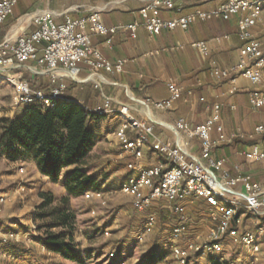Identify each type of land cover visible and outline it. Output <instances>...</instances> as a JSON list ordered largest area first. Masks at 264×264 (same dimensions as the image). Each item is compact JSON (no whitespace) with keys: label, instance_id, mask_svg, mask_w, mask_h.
<instances>
[{"label":"built area","instance_id":"built-area-1","mask_svg":"<svg viewBox=\"0 0 264 264\" xmlns=\"http://www.w3.org/2000/svg\"><path fill=\"white\" fill-rule=\"evenodd\" d=\"M18 2L19 0H0V34ZM157 9L180 11L176 0H149L139 9L137 19L126 25L115 26L106 25L98 10H91L78 17L65 13L61 22L57 21L51 11L39 12L32 17L35 29L31 33L20 35L14 40H0V78L13 85L14 100L18 106L54 107L58 101L67 99L65 77L81 81L79 76L82 65L89 71L86 80H94L98 86L102 84V72H124L127 59L110 60L93 44L94 35L105 36V44L112 49L114 37L121 30L129 31L132 38H137L139 28L143 27L150 37H155L164 30H188L197 21L229 20L240 14L238 34L244 44L240 48L239 60L230 67H221L216 60H211L210 74L218 81L230 79L234 82L237 76L244 77L254 86L249 95L251 109H264V92L260 88L263 83L264 38L253 33V28L264 22V0H221L215 7L197 8L172 19L152 15L151 12ZM216 40L221 42L222 38ZM192 46L203 56H210L207 41H195ZM39 51L42 54L39 55ZM31 61L35 65L23 69ZM19 70L33 75H47L51 87L49 90L33 88ZM168 92V97L163 99L145 97L138 101L147 110L169 111L181 95L182 87L171 82L168 84ZM204 100L201 98V101ZM132 109L129 104L115 107L112 100L107 98L91 111L100 115L118 113L123 119L114 136L123 153L132 158L127 162V169L138 170V173L125 176L120 192L131 198L137 211L145 212L157 202L176 204L174 211L179 216L180 224L171 232L172 257L179 264H190L192 254H197L198 258L216 256L223 251L227 240L236 246L250 249L256 256L261 251L264 228L260 227L257 232L244 229L243 220L246 216L258 224L264 218V186L260 182L251 181L248 176L231 175L225 169L226 159L213 155L216 148L241 135L240 128L232 134L226 132L221 120V104H212L209 116L195 127L183 117L173 124H166L165 127L178 137L176 141L158 136L154 124L134 116ZM254 132L264 134V124L256 126ZM181 135L186 137L185 141L180 140ZM194 139L200 142L198 155L191 153L189 149L190 141ZM147 146L158 150L166 161L143 166L141 161L145 157ZM244 156L248 160L264 161V151L258 145L245 152ZM20 171H24V168H20ZM84 195L88 201L107 204L106 192L103 190H88ZM194 198L206 201L210 207L212 225L204 239H188L182 245L181 242L189 234L187 225L190 222L185 202ZM237 210H242L243 213L237 215ZM91 213L95 214V211L92 210ZM155 221L156 216L153 214L147 218L145 226L150 227ZM20 237L19 232L0 227V260L6 257L14 259V254L3 250V247L20 241ZM139 239L144 240V235L140 234ZM42 247L46 248L43 244ZM110 256H115V252L112 251Z\"/></svg>","mask_w":264,"mask_h":264},{"label":"crops","instance_id":"crops-1","mask_svg":"<svg viewBox=\"0 0 264 264\" xmlns=\"http://www.w3.org/2000/svg\"><path fill=\"white\" fill-rule=\"evenodd\" d=\"M148 1L19 0L13 15L4 25L0 40L6 38L14 40L20 35L31 33L35 29L32 17L42 11L53 12L57 21L61 22L65 13L78 17L88 14L91 10H98L106 25H126L139 17V9ZM220 1L176 0L180 11L157 9L151 14L163 19H172L197 8L215 7ZM239 18L240 14H237L229 20L197 21L188 30H164L155 37H150L143 27L139 28L137 38H132L129 31L121 30L114 37L112 49L105 44V36L94 35L93 44L99 47L110 60L127 59L125 70L120 74L102 72V84L98 86L96 81L86 80L89 71L85 65H82L80 82L69 77L64 78L68 88L66 97L90 109L103 104L107 98L112 100L115 107L129 104L133 107L131 112L134 116L154 124L156 134L170 141H176L178 137L172 130L165 127L166 124H173L183 117L192 127H195L209 116L210 106L219 103L222 108L221 120L226 132L232 134L240 128L241 135L222 144L214 151V156L226 159L225 169L231 174L248 176L251 181L260 182L264 186V161L248 160L244 156V153L254 145H258L264 151V134L254 132L256 126L264 124V109L254 111L249 104V95L254 86L242 76H237L233 82L230 79L215 80L210 74L211 60H216L221 67H230L238 62L240 48L244 44L238 34ZM253 33L259 38H264V22L253 28ZM219 37L222 38L221 42L216 40ZM200 40L207 41L211 51L209 57L203 56L192 46L193 42ZM39 47L42 48V45ZM40 54L42 51H39ZM34 65L35 63L31 61L25 64L23 69ZM19 73L23 77L38 76V85L49 80L47 75H33L24 70H19ZM171 82L182 87V93L171 110H147L138 101L145 97L154 99L168 97V84ZM260 88L264 92V69L263 83ZM201 98L205 100L201 101ZM122 122L123 119L118 113L102 115L99 121H92L91 126L96 131L97 143L89 153L91 155L96 149H103V143L104 145L107 143L110 148L104 149L110 152L109 156L124 161L121 183L126 175L138 173V170L127 169V162L132 158L123 153L114 136V132L122 125ZM180 140L185 141L186 137L181 135ZM117 148L121 150L120 153H116ZM189 149L195 155L200 153V144L197 139L190 141ZM163 157L158 150L147 146L141 164L150 166ZM71 167L73 166L66 169ZM185 206L189 212L195 207L204 205L201 199L194 198L188 199ZM249 220L251 218L244 216V229L248 228Z\"/></svg>","mask_w":264,"mask_h":264},{"label":"rangeland","instance_id":"rangeland-1","mask_svg":"<svg viewBox=\"0 0 264 264\" xmlns=\"http://www.w3.org/2000/svg\"><path fill=\"white\" fill-rule=\"evenodd\" d=\"M22 107L15 103L13 85L0 78V119L12 118ZM105 144L103 149H96L79 166L99 178L100 187L91 190L105 191L107 204L88 201L84 195L86 191L72 198V207L77 215L75 238L80 244L82 261H70L43 248L42 240L47 230L43 225L48 220L35 219L39 211L37 206L41 202L39 193L51 190L57 197L66 194L65 180L72 167L65 169L57 182H52L38 171L33 162L21 159L11 161L0 148V227L21 234L20 241L3 247V250L14 254V259L6 257L0 260V264H146L144 257L153 247L165 253L158 264H179L171 255L173 243L167 229L159 228L155 222L146 228L148 238L142 241L140 234L132 230V220L129 218L133 216L129 211L133 208L132 200L120 192L124 161L109 156L110 152L104 148L110 147ZM116 150V153L121 152L118 148ZM20 168H24V171H20ZM92 210L95 214L91 213ZM189 212L192 215V211ZM248 222L247 230L264 228V220H259L258 224L251 220ZM192 223L186 240L204 239L211 227L208 217L204 215L197 222L192 219ZM107 232H110L109 236ZM261 242V251L254 256L250 249L227 241L221 256L230 264H264L263 236ZM112 251L115 252L113 257L110 256ZM190 264H209V257L198 258L192 254Z\"/></svg>","mask_w":264,"mask_h":264},{"label":"trees","instance_id":"trees-1","mask_svg":"<svg viewBox=\"0 0 264 264\" xmlns=\"http://www.w3.org/2000/svg\"><path fill=\"white\" fill-rule=\"evenodd\" d=\"M37 77L24 78L35 89L49 90L51 87L49 80L38 85ZM91 110L78 101L65 99L58 101L54 107L23 106L13 118L0 119V148L9 160L21 159L33 162L38 171L43 176L49 177L52 182H57L64 170L73 166L66 176V194L57 197L51 190H43L39 193L41 202L37 206L39 211L35 218L48 220L43 225L47 230L42 244L53 255H59L70 261H82L80 244L75 238L77 215L72 207V198L101 185L97 176L90 175L89 171L79 166L97 143L96 131L91 123L99 121L102 115ZM160 161H166L165 156ZM201 200L204 206L195 207L192 215L188 212L189 233L192 230V219L197 222L206 215L211 222L210 207L204 199ZM175 205V203L157 202L147 211L139 212L132 203L133 208L129 210L133 215L129 217L132 220V230L137 234H143L146 240L148 236L145 222L154 214L157 226L163 230L167 229L171 234L180 224L179 216L174 211ZM242 213V210H237V215ZM182 243L186 244V238ZM221 253L216 256L207 255L209 264H230L229 260L222 258ZM164 257V252L161 253L157 247H153L146 253L144 260L146 264H158Z\"/></svg>","mask_w":264,"mask_h":264}]
</instances>
